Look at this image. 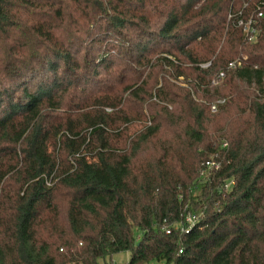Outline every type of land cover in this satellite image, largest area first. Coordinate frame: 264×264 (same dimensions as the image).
Instances as JSON below:
<instances>
[{"label": "trees", "instance_id": "obj_1", "mask_svg": "<svg viewBox=\"0 0 264 264\" xmlns=\"http://www.w3.org/2000/svg\"><path fill=\"white\" fill-rule=\"evenodd\" d=\"M122 252L264 264V0H0V264Z\"/></svg>", "mask_w": 264, "mask_h": 264}, {"label": "rangeland", "instance_id": "obj_2", "mask_svg": "<svg viewBox=\"0 0 264 264\" xmlns=\"http://www.w3.org/2000/svg\"><path fill=\"white\" fill-rule=\"evenodd\" d=\"M247 59V57H243V59H241V57L233 60L231 63H236L239 67H242L243 66V62ZM183 77L180 78V80L177 82V81H173L174 83L182 86L184 84H181L183 82ZM185 86V85H184ZM154 102V101H151V103ZM219 101L215 102V103H218ZM147 103H150V99L147 101ZM145 113L147 115V118H143L141 120H136L133 122L134 126L132 127V131L131 132H135V130H138V132L134 133L132 135V137L136 138L138 135H142V134H145V130L148 126H151L152 125V120H151V116H154L155 115V111H152L148 108V106H145ZM110 110V109H108ZM112 110H110L109 112H111ZM148 119V120H147ZM163 132L166 133V131L163 129ZM127 147H129V145L127 144ZM149 145H146V146H143L140 153H139V156H138V159L137 161L139 160H142V159H145V157L148 156V154H150L149 152ZM64 210L62 211V217H64ZM129 261H130V253L128 252H122V253H119L117 255H114L113 258H112V261H110V259H107L106 263L102 261V264H110L112 262V264H129ZM150 264H167L165 261H160V262H152Z\"/></svg>", "mask_w": 264, "mask_h": 264}, {"label": "built area", "instance_id": "obj_3", "mask_svg": "<svg viewBox=\"0 0 264 264\" xmlns=\"http://www.w3.org/2000/svg\"><path fill=\"white\" fill-rule=\"evenodd\" d=\"M258 16L263 17V11H259ZM256 26H257V22L253 18H250L248 21L240 20L238 22V27H240L242 29V31L245 35V38L249 42H254L256 40V37L258 34ZM203 67L206 68V67H208V65H204ZM237 67H238V65L234 62L230 63L228 66L229 69H236ZM225 76H226V73L221 72V74L218 78V81H216V84L219 81H222L225 78ZM223 102L224 101H219L218 103L212 104V106H211L212 111L216 112L217 108H218V104L223 103ZM206 165L212 166L214 164L211 162H207ZM217 167H219V166H217ZM197 221H198V217L196 215L189 214L188 217L186 218V222H187V224H189V226H187V228H183L182 231L183 232H189V230L194 226L195 222H197ZM170 233H171V230H167V234H170Z\"/></svg>", "mask_w": 264, "mask_h": 264}]
</instances>
